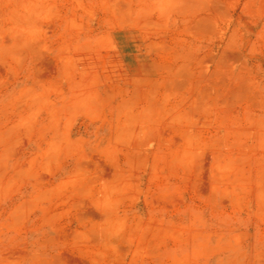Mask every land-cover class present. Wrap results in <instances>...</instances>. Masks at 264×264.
<instances>
[{
	"label": "rangeland",
	"instance_id": "374dc122",
	"mask_svg": "<svg viewBox=\"0 0 264 264\" xmlns=\"http://www.w3.org/2000/svg\"><path fill=\"white\" fill-rule=\"evenodd\" d=\"M0 264H264V0H0Z\"/></svg>",
	"mask_w": 264,
	"mask_h": 264
}]
</instances>
